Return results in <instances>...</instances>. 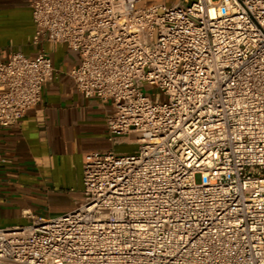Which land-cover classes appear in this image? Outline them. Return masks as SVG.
Instances as JSON below:
<instances>
[{
  "label": "built area",
  "instance_id": "1",
  "mask_svg": "<svg viewBox=\"0 0 264 264\" xmlns=\"http://www.w3.org/2000/svg\"><path fill=\"white\" fill-rule=\"evenodd\" d=\"M142 2L32 0L39 52L0 56V128L57 77L46 43L112 108L75 209L0 227V264H264V0Z\"/></svg>",
  "mask_w": 264,
  "mask_h": 264
},
{
  "label": "crops",
  "instance_id": "2",
  "mask_svg": "<svg viewBox=\"0 0 264 264\" xmlns=\"http://www.w3.org/2000/svg\"><path fill=\"white\" fill-rule=\"evenodd\" d=\"M32 0H0V56L12 52L34 57ZM173 0H143L144 5H171ZM57 70L47 83L41 103L18 127L0 128V227L24 224L23 211L54 217L72 211L83 190L86 154L108 150V104L86 98L74 87L68 71L79 64L77 51L65 45H43ZM118 151L132 152L129 138ZM123 144L131 148H122ZM124 147V146H123ZM134 147V148H132ZM124 149V150H123Z\"/></svg>",
  "mask_w": 264,
  "mask_h": 264
},
{
  "label": "rangeland",
  "instance_id": "3",
  "mask_svg": "<svg viewBox=\"0 0 264 264\" xmlns=\"http://www.w3.org/2000/svg\"><path fill=\"white\" fill-rule=\"evenodd\" d=\"M145 92H147L148 94H150V96H151V98L153 99V100H156L157 98H159V99H161V100H163L164 99V97H163V95H162V93H160V92H158L156 89H154L153 87H150V88H147V89H145ZM127 144H123L122 145V148H131L130 146H126ZM132 146H133V144H131ZM121 145H119L118 147H120ZM124 146V147H123ZM117 147V148H118ZM132 148H134V147H132ZM124 150V149H123ZM125 152H127L126 150H125ZM196 182L197 183H199V182H201V176L200 175H197L196 176Z\"/></svg>",
  "mask_w": 264,
  "mask_h": 264
}]
</instances>
